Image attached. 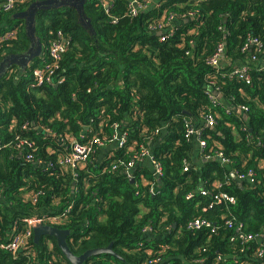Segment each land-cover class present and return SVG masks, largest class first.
<instances>
[{
  "label": "trees",
  "instance_id": "obj_1",
  "mask_svg": "<svg viewBox=\"0 0 264 264\" xmlns=\"http://www.w3.org/2000/svg\"><path fill=\"white\" fill-rule=\"evenodd\" d=\"M37 3L32 18L21 15ZM172 13L166 33L150 29ZM10 31L0 43V264H71L54 238L32 236L17 253L1 248L25 219L49 213L64 215L57 226L71 231L73 253L111 246L117 255L84 264H264V0H162L135 16L129 0H27L1 11L0 37ZM60 36L65 51L48 71ZM219 46L216 67L209 60ZM244 66L246 74H232ZM35 70L51 82L38 84ZM207 114L215 125L198 129L200 156L219 151L227 163L190 162L187 130ZM122 123L124 142L96 162V143H111ZM71 139L96 149L82 167L59 163ZM143 148L160 174L132 182L125 167ZM111 166L119 167L103 172ZM249 170L243 187L231 176ZM220 192L235 203L215 202ZM196 219L209 225L190 227ZM238 224L255 238L243 243Z\"/></svg>",
  "mask_w": 264,
  "mask_h": 264
},
{
  "label": "built area",
  "instance_id": "obj_2",
  "mask_svg": "<svg viewBox=\"0 0 264 264\" xmlns=\"http://www.w3.org/2000/svg\"><path fill=\"white\" fill-rule=\"evenodd\" d=\"M25 1L27 0H5L4 4L2 5V8H0V13L1 11L11 10L15 7L16 4L23 3ZM154 1L155 0H129V13L135 16L143 11H147L148 9L152 8ZM175 18H176L175 14L172 13L170 14L168 20L162 21L158 24H153L150 27V29L158 30L159 32H161L162 30H166L167 29L166 27L169 26V24H171L172 22H174ZM14 36H15L14 31L5 33L3 36L0 37V43L3 40H8V39L13 38ZM251 43L256 44V46L260 49L261 45L259 44V42H257V40L253 39L251 40ZM65 44H66V39H64L62 36H60L58 40L54 41L51 44L49 48V58L44 64L45 65L44 67L46 70L50 71L51 69L56 68L51 62L56 63L58 60H60L61 54L65 51ZM222 52H223V47L219 46L217 53L214 54L213 57L209 60V64L217 67L222 57ZM247 72H248V67L244 66L241 68L234 69L232 74L233 75L239 74V76H243ZM35 75L37 77L38 84H42L45 81L51 82V78L49 76H45L40 70H35ZM211 100L215 105L218 103L217 99L214 96L211 97ZM204 120L207 122L206 124L208 126L215 125L213 115L211 114L205 115ZM186 135L189 137L190 136L198 137L199 130L193 126H190L187 130ZM199 144L201 148H204L206 146V141L200 140ZM99 145H101L100 142H99ZM90 146H91L90 144L82 143L78 140L71 139V145H70V150H69L70 154H68L67 156L61 157L59 160V163L64 164V165H71L72 167H80L81 165L84 164L85 161H87V159L89 158V154L92 152ZM71 154H75V156L70 157ZM143 154L148 155V151L143 152ZM217 155L220 156L224 162L229 161L228 159L224 157L222 152H218ZM206 157L211 158L210 155H207ZM134 162L135 161L129 162L128 165L126 166V169L134 166ZM155 166H156V173L159 175L160 166L157 163H155ZM186 169L187 167L185 168V170ZM246 177H248L251 181H253V177H254L253 171L249 170L247 174L239 175V178L241 179H244ZM150 191L153 192L152 189H150ZM202 193L206 194V191L203 190ZM190 196L191 194H189L187 198H190ZM33 197H36V195H34ZM214 199L216 200L215 202H220L223 200L225 202L235 203V198L226 192H220L219 194L214 196ZM212 204L210 205V207H212ZM63 217L64 215H58V218L52 217L51 215H46L44 217L37 216L31 219H28L26 221V225H28L27 229H25V231L20 234L19 233L13 234V236L9 239L8 242L1 245V248L7 251H11L12 253H17L25 245V243L33 236V228L35 226L42 224L41 222L49 223V224L55 223V225L60 224L63 220ZM227 224L229 227H231L233 226V221H228ZM203 225H209V224L205 220H202V219H196L190 223V227H193V228H199L200 226H203ZM236 232L238 233L237 237L243 243L251 241L255 238L252 234H245L244 232H242L241 224L237 225ZM263 255H264V242L257 252L258 257H261ZM157 260H160V259H157ZM42 264H54V262L52 260H49L48 262H45Z\"/></svg>",
  "mask_w": 264,
  "mask_h": 264
},
{
  "label": "crops",
  "instance_id": "obj_3",
  "mask_svg": "<svg viewBox=\"0 0 264 264\" xmlns=\"http://www.w3.org/2000/svg\"><path fill=\"white\" fill-rule=\"evenodd\" d=\"M158 3H159V0H155L154 1V4H158ZM182 22H186V20H183ZM215 93H216V91L214 92V97L217 99V101H221L223 97L219 98L218 95H216ZM242 112L247 117V114L244 111H242ZM206 123L207 122L205 120H203L202 124H197L196 125V128L199 129L202 125H204ZM165 133H166L165 128H163V130L161 131V134L159 135L158 139L154 140V141H150L149 144H148V147L150 149H152V147H154L159 141H161L164 138ZM115 139H118V137L116 136ZM199 143H200L199 136L198 137L193 136L192 155H191V158H190V162L191 163H197L198 165H202L204 163L203 160H210L212 158H216L217 160H219L222 163L229 162V161L224 162L223 159L220 156L217 155V153L219 151H217L214 156H211V158H207V157H204V156L201 157L200 153H201L202 148H201ZM119 146L120 145L116 144V140H113L111 143H107L104 147H102L99 150H97L98 153L96 152L97 154H96V157H95V161L96 162H103V161L109 159L111 156H113L115 154V152L119 148ZM147 151H148V155H146L140 161H138L136 163V165H134V167L132 166L131 168H127V169L125 167L126 174L131 178L130 179L131 181L133 180L132 182L135 181V179H133L135 177L140 178L141 181H145L146 177H149L150 175L158 176V174L156 173V166H155V162L153 161V157H152L151 151L149 149ZM232 173H234V172L232 171ZM232 173H231V176H232ZM235 176H236V178H234V179L236 180L238 185L241 186V187H243L245 184H248V183L252 182L248 177H246L244 179H241V178H239L238 175L235 174ZM232 178H233V176H232ZM259 242L260 243L264 242V238L262 236L260 237Z\"/></svg>",
  "mask_w": 264,
  "mask_h": 264
},
{
  "label": "water",
  "instance_id": "obj_4",
  "mask_svg": "<svg viewBox=\"0 0 264 264\" xmlns=\"http://www.w3.org/2000/svg\"><path fill=\"white\" fill-rule=\"evenodd\" d=\"M160 1L161 0H159V2ZM43 5L44 4H40V3H37V5L34 4L28 9V11L26 13H23L21 15L22 16L27 15L30 18H32L36 6H43ZM47 5H51V4H47ZM40 50H41V46L39 45L38 51L40 52ZM215 94L218 95L219 98L222 97V95L217 93V92ZM229 108L232 111H235V112L241 114L244 118H246L245 114L240 109L236 108L235 106L229 105ZM36 128H38V127H36ZM40 131L45 133V131H43V130H40ZM121 132L122 131L119 130L118 136H117L118 139L116 140V144L119 143V138H120L119 133H121ZM45 134H47V133H45ZM232 176H233V178H236L234 173H232ZM70 234H71V231L69 229L54 227L51 225L40 224V225H37L33 228V239L36 243H39L43 236L54 238L56 240L58 247L61 249V252L63 253V255L66 257V259L71 264H84V262L87 261L90 257H92L94 255L101 254V253H110L114 256H117L113 252L111 246H108L106 248L89 249V250H86L85 252H83L81 254H75L71 251V249L69 248L68 243H67V238Z\"/></svg>",
  "mask_w": 264,
  "mask_h": 264
},
{
  "label": "rangeland",
  "instance_id": "obj_5",
  "mask_svg": "<svg viewBox=\"0 0 264 264\" xmlns=\"http://www.w3.org/2000/svg\"><path fill=\"white\" fill-rule=\"evenodd\" d=\"M159 5V3L158 4H153L152 5V8H155L156 6H158ZM151 8V9H152ZM151 9H148V10H151ZM180 20H177L176 22L178 23ZM163 32V33H162ZM167 32V29L166 30H162L161 32H159L160 34H164V33H166ZM38 52V51H37ZM32 57L33 56H31V57H25V58H23V62H21V64L19 65L20 67L21 66H23V65H30L32 62H33V59H32ZM19 76H20V73H19ZM122 126H119L118 128H117V130H116V133H115V136H118V132H119V130H122V132L121 133H119V136H120V138H119V143H118V145H121V143H123L124 142V140H125V136L127 135L123 130L125 129V127L127 128L129 125L128 124H125V123H122L121 124ZM52 134L53 133H51V131L48 133V135L49 136H52ZM114 140H117V139H114ZM71 145V144H70ZM70 145H69V150H70ZM105 146V145H104ZM102 144L101 145H99L98 143H96V149L97 150H99L100 148H102V147H104ZM91 147V150H96V149H94L93 148V145H91L90 146ZM148 149L147 148H143V150H142V152H141V155H134L133 156V158H132V160L131 161H135L134 162V165H136V163L138 162V161H140L143 157H145L146 155H144L143 154V152H145V151H147ZM68 154H70V153H65V154H61L60 155V157H63V156H67ZM75 156V154H71L70 155V157H74ZM136 159V160H135ZM86 163V161L84 162V164ZM80 167H82V166H80ZM119 166H111V169L110 170H107V168H105V169H103V172H105V171H109V172H112V171H116L117 170V168H118ZM134 167V166H133ZM66 211H68V208L66 209ZM46 215H51L52 217H57L58 218V215H60V214H58V213H49V214H43V215H41V217H44V216H46ZM62 215V214H61ZM64 218V217H63ZM28 219H31V218H28ZM28 219H25V221H27ZM43 225H51V226H54V227H58L57 225L58 224H56L55 225V223H51V224H49V223H43V222H41ZM40 225V224H39ZM27 227H28V225H26V229H27ZM43 237H46L47 239H45V241L46 242H50V245L52 244V240L51 239H53V238H51V237H47V236H43ZM42 237V238H43ZM41 238V239H42ZM54 240V239H53ZM83 253V252H82ZM53 261V260H52ZM38 264H40V263H38ZM42 264V263H41Z\"/></svg>",
  "mask_w": 264,
  "mask_h": 264
}]
</instances>
